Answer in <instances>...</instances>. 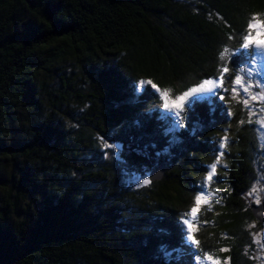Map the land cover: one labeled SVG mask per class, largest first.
I'll list each match as a JSON object with an SVG mask.
<instances>
[{"label":"trees","instance_id":"obj_1","mask_svg":"<svg viewBox=\"0 0 264 264\" xmlns=\"http://www.w3.org/2000/svg\"><path fill=\"white\" fill-rule=\"evenodd\" d=\"M191 4L0 0V264H196L198 253L215 248L227 249V264H251L248 225L260 223L241 195L259 153L254 123L226 121L216 91L211 107L185 110L186 126L173 137L156 132L139 140L164 124L163 112L149 107L161 102V92L218 74L222 42L233 41L227 34L239 32L249 13L264 15V0ZM242 59V51L229 58L228 75ZM49 76L54 89L44 87ZM148 80L159 91L139 84ZM69 123L122 145L127 171L138 176L162 163L161 178L148 176L145 186L124 182ZM223 126L225 197L206 212L197 248L182 243L181 217L195 177L214 163ZM132 137L156 147L137 154L128 147Z\"/></svg>","mask_w":264,"mask_h":264},{"label":"rangeland","instance_id":"obj_2","mask_svg":"<svg viewBox=\"0 0 264 264\" xmlns=\"http://www.w3.org/2000/svg\"><path fill=\"white\" fill-rule=\"evenodd\" d=\"M176 1H181L184 3H188L189 5H192L191 2H193L194 0H176ZM253 17H256L261 22H264V15L249 13V15L246 17L243 28L239 32L237 33L233 32L227 34V37H230L233 41L224 40L222 42V52L225 50V48H227L228 53L225 54L223 61L219 60L218 62L221 65V68L227 67V62L233 54H236L240 51H242L243 53L244 50L241 49V45L243 43V36L247 34L248 31H250L248 28V24ZM258 30L264 32V28L252 29L251 30L252 35L255 36ZM220 53L221 52H219L218 59H220ZM70 65L71 64L67 65V67ZM246 66L252 69V79L248 80L245 78L244 80L245 85L247 84L253 85V87L249 90L248 93H245L239 85L236 86L238 89V94H234L232 92V81L229 80L228 77L233 76V72L231 75H228V73L225 74L223 87L218 88L216 90L219 95H223L224 97L223 100H219L220 101L219 111L221 112L223 110L225 114V120L228 121V119L230 118H235L236 124L238 125H240L241 123H250V121H252L254 123V129L257 134V139L259 143V153L255 161L252 163L254 178L251 180L249 188L241 195V200L244 207H248L249 205L252 204H258L260 201L264 199V122H262L264 121V100L258 99L253 101L251 99L252 95L258 97L264 95V92L261 91V88L256 87L257 82L264 84V55H261L260 58H258L255 62L252 63H247V57L243 56V59L236 64V68H244ZM243 75L246 77V73ZM44 83H45L44 85L45 88L51 87V89H54L57 87L55 76L47 77ZM198 84H199L198 82L188 79L185 82L176 83L173 88H168L163 92H161L160 94L161 102H159L158 104H153L149 107L150 108L157 107L160 112H164L166 111L163 108V105L165 103L172 104L175 101L176 96L182 95L185 91H188L190 88L198 86ZM164 92H167L168 95L167 96L162 95V93ZM171 92L172 95H170ZM245 98L249 100L247 107L243 103V100ZM233 106H236L237 109H234ZM69 126H71V130L73 134L81 133L83 136L90 138L92 146L97 150V157L99 161L102 162L107 160L112 162L117 168L120 169V171H122L123 174L122 177L124 182L126 183L129 182V184H131L132 186L149 185V183L144 184L143 180L148 179L151 170L146 168L145 171L142 173V175L139 176L132 169L127 171L126 163H121V161H123L121 156H120V160H117L113 149H106L103 147L104 142H107L109 144H115V143L111 142L107 138H103V140H101L102 137L98 136L96 133L78 124L69 123ZM227 132L228 131L226 130V126H223L218 132L217 138H215L216 154H215L214 162L216 161L218 156L220 157V162L216 168L215 177L211 182H208L206 179L208 173L211 171L210 165L206 166L204 171H202L200 174H198L197 177H195V181L193 183L196 189L194 191V194L191 196V202L189 203L186 211L183 213V215L186 213L188 214V218L192 223V231L194 238H196L195 233L198 231V229L206 219V215H205L206 212L209 211L211 213L217 211L216 209H218L221 206L222 200L225 197L226 182H225V176L223 175L224 169L221 168L222 166L224 167V162L222 156L220 155V153L223 152L224 149H220L219 145L225 137H227L226 145L229 142L228 139L229 135L227 134ZM171 137H173L172 134ZM118 151L120 154V150ZM105 153H107V156H105ZM87 157L90 160L92 158L91 155ZM208 193L213 194L209 198V203L202 204L199 208V211L195 219H192L190 210L191 208L196 206L194 197L196 195L203 194L207 198ZM209 204L211 205V210H209ZM248 227L251 232V250L249 252V258L251 260V264H264V225L260 224V226L256 227V223L254 222V220H252L249 222ZM187 230H188V226L184 225L185 234L187 233ZM215 249H216L215 251H205L202 253H206L207 255L212 256L213 260L219 261V264H227L228 261L227 257H223L222 255L225 252L222 251L223 248L220 249L219 252L217 248ZM196 264H198L197 260H196ZM199 264H212V262L203 259V257H201Z\"/></svg>","mask_w":264,"mask_h":264},{"label":"snow or ice","instance_id":"obj_3","mask_svg":"<svg viewBox=\"0 0 264 264\" xmlns=\"http://www.w3.org/2000/svg\"><path fill=\"white\" fill-rule=\"evenodd\" d=\"M248 28L250 31H248L247 34L243 36V43L241 45V49H243L242 55L247 57V63L255 62L258 58L261 57V55H264V32L257 31L256 35L253 36L251 30L252 29H258V28H264V22L259 21L256 17H253L252 20L248 24ZM239 51V50H237ZM228 53V49L225 48L223 52L220 53V60L223 61L225 54ZM229 72V69L227 67H222L219 69L218 74H213L212 77L207 78L203 80V82L199 83L198 86L190 88L188 91H185L182 95L176 96L175 101L172 104L165 103L163 105V108L166 110L161 114L160 119L164 121V124L161 128L155 130L153 133H147V132H141L139 140L143 142L146 139H150L151 136L155 135L156 132H161L162 135L165 137L179 131V129L184 128L186 126L185 123V116L184 112L185 110L193 111L195 109V106L197 104H206L207 106L213 105V96L216 94V90L218 88L223 87V81L225 79V74ZM246 73V77L243 75ZM234 77V78H233ZM252 79V69L248 68L247 66L244 68H234L233 70V76H229L228 79L232 81V92L234 94H238L237 85H239L242 90L245 93H248L249 90L253 87L252 84L245 85L244 80ZM139 84L143 86L144 84L151 85L153 89L156 91H159L157 86L152 83L151 80L148 81H140ZM256 87L261 88V91L264 92V84L257 82ZM140 88H137V95L140 93ZM227 91V90H225ZM162 95L167 96L168 93L164 92ZM223 95L219 96L220 100H223ZM251 99L253 101L255 100H264V95L261 96H255L252 95ZM244 105L247 107L249 100L245 98L243 100ZM230 114V113H229ZM264 122V121H262ZM133 124L137 129L143 128V122L140 119H134ZM198 126V122H197ZM193 131H195V127L193 128ZM103 140V138H101ZM227 137L223 139V141L220 143L219 147L220 149H224L226 146ZM103 147L106 149H113L114 154L116 156L117 160H120V154L119 151L122 149V145L119 144H109L107 142L103 143ZM129 150L134 151L137 154L143 155L148 148H155V143H143V147H141V144L137 142V137H132L130 143H129ZM158 155L160 153H157ZM220 155H223V152L220 153ZM105 156H107V153H105ZM220 162V157L218 156L216 161L210 165L211 171L208 173L207 181L211 182L213 178L215 177L216 168ZM121 163H126V161H121ZM144 184L150 183L148 179L143 180ZM212 193L207 194V198L205 195H196L194 197L195 199V207L191 208L190 214L191 218L195 219L199 208L202 204L209 203V198L212 196ZM218 202V201H217ZM209 210H211V205L209 204ZM182 224L180 228L181 236H182V243L188 244L190 242L191 245H195L197 248L199 247V242L194 239L193 237V231H192V223L190 222V219L188 218V214H184L181 217ZM184 225L188 226L187 233H184ZM159 232L162 235H169V232L167 229L161 227L159 229ZM161 251L164 253V255L170 256L171 253L167 251V245L161 244ZM175 252H180L181 249L176 248L173 249ZM222 251H227V249H222ZM201 257L203 259H206L208 261H211L212 264H219L218 260H213V257L210 255H207L206 253H198L197 254V262L199 264Z\"/></svg>","mask_w":264,"mask_h":264},{"label":"water","instance_id":"obj_4","mask_svg":"<svg viewBox=\"0 0 264 264\" xmlns=\"http://www.w3.org/2000/svg\"><path fill=\"white\" fill-rule=\"evenodd\" d=\"M163 173V164L160 163L149 175V179L159 180ZM253 218L257 220L260 224L264 225V200L260 201L258 204H252L249 206Z\"/></svg>","mask_w":264,"mask_h":264}]
</instances>
